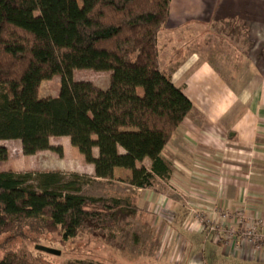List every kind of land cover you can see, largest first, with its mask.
<instances>
[{
	"label": "trees",
	"instance_id": "16d2710c",
	"mask_svg": "<svg viewBox=\"0 0 264 264\" xmlns=\"http://www.w3.org/2000/svg\"><path fill=\"white\" fill-rule=\"evenodd\" d=\"M169 5L170 0H0V142H19L24 156L62 155L50 140L68 138L95 179H107L111 168H131L130 185L148 190L155 177L168 178L161 155L193 109L159 66L157 38ZM76 70L109 73V85L99 89L74 81ZM53 78H60L58 94L39 98L41 85ZM8 156L0 145V163ZM145 160L148 170L135 168ZM92 181L60 172H0V237L19 236L28 227L67 243L108 225L127 202L81 195ZM0 264L38 262L7 253Z\"/></svg>",
	"mask_w": 264,
	"mask_h": 264
},
{
	"label": "crops",
	"instance_id": "0c3cea01",
	"mask_svg": "<svg viewBox=\"0 0 264 264\" xmlns=\"http://www.w3.org/2000/svg\"><path fill=\"white\" fill-rule=\"evenodd\" d=\"M199 28L224 32L234 40L236 67L217 65L188 50L186 40L190 42L192 30ZM157 50L161 72L193 109L161 155L169 177L154 180L185 182L186 201L211 211L209 220L225 230L235 228L240 217L264 218V0H170ZM93 155L97 156L96 149ZM131 170L111 168L107 179L130 184ZM132 188L138 194L148 192ZM165 195L174 200H168L166 208L151 205L173 219L166 229L159 228L163 231L155 239L157 257L168 264H264V249L253 251L235 238L226 244H216L211 237L205 240L196 221L186 222L187 209L181 215L183 206ZM214 207L223 212L213 213ZM199 244H207L202 254Z\"/></svg>",
	"mask_w": 264,
	"mask_h": 264
},
{
	"label": "rangeland",
	"instance_id": "374dc122",
	"mask_svg": "<svg viewBox=\"0 0 264 264\" xmlns=\"http://www.w3.org/2000/svg\"><path fill=\"white\" fill-rule=\"evenodd\" d=\"M192 31L194 38L190 42L186 40L190 52L198 51L200 55L220 66L221 64L237 66L236 55L233 52L235 42L224 32L202 28ZM234 71L238 70L233 69L232 72ZM236 73H232L233 75L230 74V76L235 77ZM73 80L89 82L99 89H106L109 85L110 74L76 70L73 72ZM59 87L60 78H53L51 81L43 83L39 90V98L55 97ZM236 87L239 86L236 85ZM139 94H142L141 90H139ZM0 145L9 152L7 161L0 163V172L13 171L18 174L60 172L66 177L72 174L87 176L93 181L82 189L81 195L92 198L120 199L127 202L124 209L122 207L117 210L116 215L110 218L108 225L94 226L67 243H61L56 234L40 230L38 232V230L28 227L22 229L19 236L6 233L0 237V259L7 253H13L27 261H37L38 264H67L77 261L96 264H168L165 260L157 257L156 250L159 245L155 243V239L159 240L162 236L163 230L159 229L160 226L169 227L173 219L168 212L162 213L151 208L153 202L159 206L163 205L161 208H166L168 200L174 201L171 198L168 199L165 194H171L179 205L183 206L184 210L181 215H184L187 209L186 222L196 221L204 235V230L201 227L204 225H201V220L202 217L208 218L211 211L208 213L206 210H199L186 201L184 189L188 188V185L185 182H169L176 186L175 189H172L168 182L161 184L153 180L152 187L148 189L147 193L138 194L125 181L112 178L95 179L92 167L84 161L77 149L72 147L66 138L50 140L52 147L61 148L62 155L43 151L33 156H24L21 144L17 141L0 142ZM141 167L149 169V163L145 160L139 163V168ZM177 189H179L178 192ZM212 209L213 213L218 212L217 207ZM211 226L217 230L227 231L213 223ZM169 231L170 229L167 232ZM38 247L56 250L60 252V256L41 253L38 251ZM206 247L207 244H199L198 253L205 252ZM39 253L40 255H37Z\"/></svg>",
	"mask_w": 264,
	"mask_h": 264
},
{
	"label": "built area",
	"instance_id": "2783aa9c",
	"mask_svg": "<svg viewBox=\"0 0 264 264\" xmlns=\"http://www.w3.org/2000/svg\"><path fill=\"white\" fill-rule=\"evenodd\" d=\"M217 211L223 212L220 208H217ZM222 217L228 218L229 215L224 213ZM201 223V225H204L201 227L204 230L205 240L211 237L216 244L222 242L226 244L230 238H235L240 246H249L253 251L257 252L264 249V218L245 219L240 217L236 220L235 228L227 231L217 230V228L211 226L212 223L207 217H202ZM239 245H235V248H238Z\"/></svg>",
	"mask_w": 264,
	"mask_h": 264
},
{
	"label": "water",
	"instance_id": "95a60500",
	"mask_svg": "<svg viewBox=\"0 0 264 264\" xmlns=\"http://www.w3.org/2000/svg\"><path fill=\"white\" fill-rule=\"evenodd\" d=\"M38 251L53 256H60V252L45 247H38Z\"/></svg>",
	"mask_w": 264,
	"mask_h": 264
}]
</instances>
